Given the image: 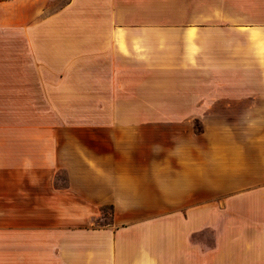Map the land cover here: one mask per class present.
Returning <instances> with one entry per match:
<instances>
[{"label":"crops","instance_id":"obj_1","mask_svg":"<svg viewBox=\"0 0 264 264\" xmlns=\"http://www.w3.org/2000/svg\"><path fill=\"white\" fill-rule=\"evenodd\" d=\"M24 35L48 113L0 121V264H264V0H68Z\"/></svg>","mask_w":264,"mask_h":264},{"label":"rangeland","instance_id":"obj_2","mask_svg":"<svg viewBox=\"0 0 264 264\" xmlns=\"http://www.w3.org/2000/svg\"><path fill=\"white\" fill-rule=\"evenodd\" d=\"M67 1L50 0L39 15L23 14L18 8L11 13L0 7V121L43 118L48 113L40 110L46 105L43 95L34 89L39 66L24 32L52 18ZM21 86L29 87V94H16L15 88ZM8 87L12 88V93Z\"/></svg>","mask_w":264,"mask_h":264}]
</instances>
